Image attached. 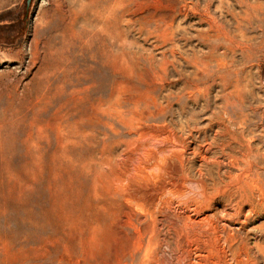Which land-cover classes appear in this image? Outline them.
<instances>
[{
	"label": "rangeland",
	"instance_id": "obj_1",
	"mask_svg": "<svg viewBox=\"0 0 264 264\" xmlns=\"http://www.w3.org/2000/svg\"><path fill=\"white\" fill-rule=\"evenodd\" d=\"M0 264H264V0H0Z\"/></svg>",
	"mask_w": 264,
	"mask_h": 264
},
{
	"label": "water",
	"instance_id": "obj_2",
	"mask_svg": "<svg viewBox=\"0 0 264 264\" xmlns=\"http://www.w3.org/2000/svg\"><path fill=\"white\" fill-rule=\"evenodd\" d=\"M31 0H26V9H28Z\"/></svg>",
	"mask_w": 264,
	"mask_h": 264
}]
</instances>
